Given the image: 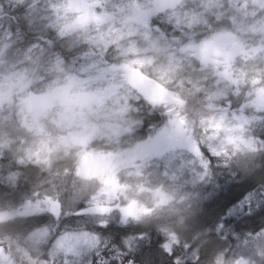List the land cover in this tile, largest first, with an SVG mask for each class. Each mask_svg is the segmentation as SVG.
<instances>
[{
	"label": "rangeland",
	"instance_id": "374dc122",
	"mask_svg": "<svg viewBox=\"0 0 264 264\" xmlns=\"http://www.w3.org/2000/svg\"><path fill=\"white\" fill-rule=\"evenodd\" d=\"M69 3L90 5V20L97 27L106 25L104 34L111 39L102 47H90L79 54L70 55V50L64 51L62 58L61 53L52 52L41 59L45 48L38 42H30L25 35L33 36L49 20L53 0H0V144L7 138V129L17 126L31 136L24 156L28 152L36 153L33 147L36 144L43 149L39 154L41 162L33 156L23 165H42L53 172L66 167L65 159L87 155L94 160L91 166L79 163L74 170L72 168L78 189L89 192V201L85 204L88 211L56 231L43 223L47 217H55L31 212L26 208L28 202L14 213L0 215V233L29 229L26 239L33 250L46 254L45 258L34 255L35 259L86 264L90 255L101 249L103 232L106 231L109 240L125 247L126 233L145 235L150 226L172 220L154 217L147 221L153 208L170 200L163 186L195 187L207 174L197 154L204 137L193 134L192 123L182 113L184 98L180 93L185 97L190 95L183 88V81L175 85L179 91L165 88L162 98L149 100L125 84L118 68L131 64L138 70L150 69L158 74L159 83L164 85L191 59L181 48L195 44L199 37L207 33L220 36L224 50L240 45V51L231 59L228 75H223L222 82L215 81L211 85L227 92L231 99L206 108L199 104L210 113L207 121L224 118L222 129L214 138L208 137V147L212 145L210 141L216 139V148H222L223 153L211 156L205 150L204 156L220 157L221 163L237 153L255 152L261 147V140L254 134L264 127V121H260L264 110L254 103L258 93L264 90V16L260 15L264 8L261 0H248L254 7L247 8L241 7L245 0H183L176 10L161 14L155 10L153 0H69ZM17 8L23 9L19 27L15 26L13 16ZM95 8L99 9L98 13L92 10ZM145 12H151L148 18L151 34L147 36L139 23L140 14ZM91 14H95L99 22ZM177 19L181 21L179 26ZM46 31L47 35L53 34V38L59 40L60 47L61 38L51 29ZM153 33L158 38H153ZM166 40L179 48V54H167ZM137 61L141 63H134ZM216 66L213 65V71ZM87 96L91 101L85 104L83 99ZM197 113L194 118H200L203 123L205 113ZM236 116L245 117L248 123L242 132L232 135H239L243 141H255L251 147L246 143L236 146L224 142L228 133L223 128L237 125L233 119ZM164 117H170L165 124ZM46 124L51 125L52 131ZM221 131L223 136L219 135ZM138 136L145 139L128 147ZM8 161L4 149L0 148V182L13 186L17 173ZM10 174L15 177L11 181L7 179ZM111 181H115L116 191L110 198L104 189L110 187L106 182ZM122 201L127 206L134 204L143 209L149 204L152 209L138 220L124 221L118 211L125 207ZM98 204L112 211L106 215L93 213ZM16 218L24 220L16 221ZM43 229L48 230L47 240L35 242L28 238L31 233ZM83 231L98 238L96 249L81 246L78 255H66L56 247L62 233ZM157 251L133 252V256L143 264L169 261V254L162 247ZM0 262L15 264L2 253Z\"/></svg>",
	"mask_w": 264,
	"mask_h": 264
},
{
	"label": "trees",
	"instance_id": "16d2710c",
	"mask_svg": "<svg viewBox=\"0 0 264 264\" xmlns=\"http://www.w3.org/2000/svg\"><path fill=\"white\" fill-rule=\"evenodd\" d=\"M20 12L18 8L13 15L16 27L21 24ZM53 37V34H49L38 42L45 48L41 59H46L48 53L60 48L59 40ZM25 38L32 43L37 42L34 35L27 34ZM56 53L64 57L62 51ZM41 59H38L39 63ZM183 101L182 113L185 112V99ZM190 112L193 117L198 115L197 112L207 113L195 103ZM46 128L52 131L50 124H46ZM254 135L264 141V127ZM6 137L13 142L11 158L7 159H10L8 162L12 164L17 178L13 186H4L0 182V215L14 213L25 203L50 196L53 201L59 200L62 214L58 219L47 217L43 220L49 229L58 231L61 225L69 224L80 216L74 213L84 212L89 192L78 189L76 176L72 172V159H65L68 166L53 172L42 165L44 172L40 171L38 165L18 166L20 159L16 158V154H23L31 136L27 131L12 126L7 129ZM206 159L210 162L209 168L200 184L184 188L163 186V192L170 200L165 205L153 208V212L147 215L148 222L154 217L172 218L171 221L150 226L145 235L126 233L124 239L130 242L128 248L126 243L125 247H121L118 242H112L103 232L101 249L92 253L86 264H96L97 259L106 264H117L120 252L124 253L121 264L127 260L139 264L133 252H158L157 249L173 233L180 242L168 255L174 264L176 261L180 264H205L210 255L218 250H222L217 258L222 257L223 264H232L234 258H239L243 264H264V237H261L264 235V146L261 145L255 152L237 153L221 163L219 159ZM145 206L147 210L152 209L149 204ZM29 232L28 229L17 233H0V253L7 255L15 264L17 259L22 260L23 264H61L57 260L35 259L34 255L45 258L46 254H37L33 250V245L26 239ZM184 244L188 246L185 248Z\"/></svg>",
	"mask_w": 264,
	"mask_h": 264
},
{
	"label": "clouds",
	"instance_id": "9594fccd",
	"mask_svg": "<svg viewBox=\"0 0 264 264\" xmlns=\"http://www.w3.org/2000/svg\"><path fill=\"white\" fill-rule=\"evenodd\" d=\"M83 5L80 3H69V0H53V4L51 5L49 20L43 24V27L39 32L34 33V36L37 42H40L42 38H47L46 29H51L54 31L55 35L60 39V48L56 49L55 52H64L70 50V55L79 54L87 51L91 48L102 47L105 42H108L111 38L105 35L106 25H99L92 22L89 18V15H86V10ZM243 8L254 7V5L248 4V0H245V4L241 5ZM99 12L98 8L92 9ZM89 12V10H87ZM261 16H264V12L260 13ZM49 24L51 25L49 27ZM63 33V35H61ZM214 36L213 33H207L198 38L195 43L196 46L203 44L205 41L211 40ZM153 38H158L156 33L152 34ZM164 47L166 49L167 54L175 56L179 54V48L171 43L170 40H166ZM191 59L186 63V65L175 72L171 82L165 83L164 87L169 91H179L175 88V85L178 81H183V88L186 89L190 95L185 97L184 93L181 92V97L185 99V112L183 113L186 116V119L192 121V131L194 135L203 136L204 139L200 143V148L202 150H208L209 136H216L215 129L211 128L207 124V116L210 113H206L203 117L204 122H201L200 118H194L190 112V108L195 104H200L202 108H206L209 105L220 103L223 104L226 100H230L231 96L225 92L220 91L211 87V85L215 81H223L224 76L222 73L224 72L223 64H219L216 66L215 71H213V63L212 60H223L222 56H216L214 52L209 51L210 60L208 63H203L200 59L199 52L197 51L195 54L189 52L187 53ZM142 72L147 71L148 75L152 79H157L159 82L158 74L151 72L150 69H141ZM42 102V101H38ZM162 110V109H160ZM170 117H164L163 124L167 123ZM220 136H223V132L219 133ZM144 137L138 136L131 145L128 147H134L135 143L141 142L144 140ZM12 141L9 139H5L2 144H0V148L5 150V156L11 158V146ZM212 146L218 147V140L213 139L210 141ZM34 151L42 154L43 149L40 144H36L33 146ZM211 155V153H209ZM212 156V155H211ZM17 159L24 158L23 154H16ZM216 159H220V157H215ZM62 162V161H61ZM79 163H82L84 167L91 166L95 163L87 155L84 156H76L71 161V166L73 170L75 166ZM40 171L44 172L41 166H37ZM124 206L127 204L125 201H122ZM218 250L215 251L210 257L205 261V264H217V256L219 255ZM227 255V254H225ZM239 258H234L232 260V264H237ZM16 264H23L22 260L17 259Z\"/></svg>",
	"mask_w": 264,
	"mask_h": 264
},
{
	"label": "snow or ice",
	"instance_id": "6c2138e0",
	"mask_svg": "<svg viewBox=\"0 0 264 264\" xmlns=\"http://www.w3.org/2000/svg\"><path fill=\"white\" fill-rule=\"evenodd\" d=\"M84 9L86 10V15H89L90 13L87 11L91 6L90 5H83ZM160 5H157L155 10H159ZM261 7L264 8V0H261ZM20 11H23V9H20ZM94 19L99 22V18L95 16V14H91ZM151 15V12H145L141 13L139 17V23L142 25V27L145 30V35L151 34V28L149 27L148 18ZM181 24V21L177 19V25L179 26ZM63 35V33H61ZM221 37L220 36H213L211 40L205 41L203 44L196 46L195 44H188L181 48V51L185 52L186 54L191 52L195 54L197 51L199 52L200 59L203 63H208L211 59L209 56V51H212L215 53L216 56H222L223 60H212L211 62L213 64L219 65L223 64L224 72L222 75L227 76L229 73V65L231 62L232 57L237 54L240 51V45H234L230 50H224V46L222 43H220ZM179 43V41H177ZM134 63H141L139 61ZM125 72L127 74L128 79L130 82L136 83V77L139 76V71L136 68H133L131 64L125 65ZM142 87L143 90L147 92L148 86L147 85H137ZM160 88L161 92L163 91V86H157ZM162 98V97H161ZM256 107L264 110V90H261L260 93L257 95V101L254 102ZM235 121H237V125H235L232 128H223V130L228 133V135L225 138L226 143L233 144L238 146L239 143H246L249 147H251L253 144H255V141H243L242 138L239 135H232L234 132H242L243 126L248 123V120L243 116H236L233 118ZM223 120L224 118L221 117L219 120H209L207 121V124L209 127L215 129L216 134L222 129L223 127ZM260 121H264V116H261ZM215 137V136H214ZM213 137V138H214ZM260 144L264 146V141H260ZM207 153H211L212 156H218L223 153V149H217L216 147L209 145ZM197 154L201 157V164L204 167L205 170L209 168V160L205 159L204 156V150L201 148L198 149ZM33 156L37 158V162L39 161V152L32 153L28 152L24 156V158L20 159L17 163H24L25 160H32ZM46 163V161H43ZM14 174H10L7 179L11 181L14 179ZM110 183V187H106L104 189V192L111 198L115 195L116 191V184L115 181L106 182V184ZM28 210H30L33 213H48L51 216L55 218H59L62 214V205H60L59 200L53 201L50 196H46L43 200H37L35 204H32L29 202L26 206ZM85 212L88 211L87 209L84 210ZM112 210L108 207H104L101 205H96V207L92 210L93 213L97 215H106L109 214ZM118 211L121 214V219L124 221H127L129 218L132 219H140L142 215H146L148 210L143 208H137L134 204H130L126 207H121L118 209ZM75 215H81L83 212H75ZM222 227V226H221ZM261 237H264L262 235ZM259 237V238H261ZM29 239L35 241V242H41L48 239V230H38L33 233H31L28 237ZM99 241L98 238L87 232H65L58 236V239L56 241V247L63 251L66 255L72 254V255H78L81 249V246H85L91 249H96ZM126 248L130 247V242H125ZM180 242L177 238V236L173 233L171 234L166 242L162 245L163 250L168 253L172 254L174 250V246L179 245ZM188 245L184 244V247L186 248ZM124 253L120 252L119 259L117 260V264H121L123 261ZM198 259V257H197ZM2 264V262H0ZM96 264H106V262L97 259ZM124 264H132L131 260H127L124 262ZM175 264H180L179 261H176ZM217 264H223V258L218 257L217 258ZM237 264H243V261L239 260L237 261Z\"/></svg>",
	"mask_w": 264,
	"mask_h": 264
},
{
	"label": "water",
	"instance_id": "95a60500",
	"mask_svg": "<svg viewBox=\"0 0 264 264\" xmlns=\"http://www.w3.org/2000/svg\"><path fill=\"white\" fill-rule=\"evenodd\" d=\"M181 2L182 0H153V4L155 5V7H157V5H160L161 7H159V11L163 13L166 11L175 10L180 5ZM120 71L122 72V78L124 82L142 97L151 98V99H159L163 95H165L164 87H163L162 92L160 88L157 87V86H162V85H160L154 79L146 77L140 71H139V76L136 77V83L130 82L125 72V67L120 68ZM137 85H147L148 86L147 92L143 90L142 87L137 86ZM90 100H91L90 97L87 96L83 99V102L87 104L90 102Z\"/></svg>",
	"mask_w": 264,
	"mask_h": 264
},
{
	"label": "bare ground",
	"instance_id": "6f19581e",
	"mask_svg": "<svg viewBox=\"0 0 264 264\" xmlns=\"http://www.w3.org/2000/svg\"><path fill=\"white\" fill-rule=\"evenodd\" d=\"M206 158H209L208 156H205ZM21 231V230H20ZM19 232V231H17ZM17 232H5V233H17ZM106 234V231H105ZM161 260H163V258H160ZM137 261L139 262V264H143L140 260L137 259ZM164 264H174L172 260H169L167 262H165Z\"/></svg>",
	"mask_w": 264,
	"mask_h": 264
}]
</instances>
